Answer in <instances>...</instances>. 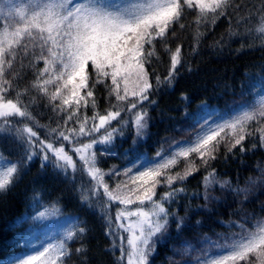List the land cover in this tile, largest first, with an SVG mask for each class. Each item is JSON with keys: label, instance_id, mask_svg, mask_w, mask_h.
Returning <instances> with one entry per match:
<instances>
[{"label": "snow or ice", "instance_id": "1", "mask_svg": "<svg viewBox=\"0 0 264 264\" xmlns=\"http://www.w3.org/2000/svg\"><path fill=\"white\" fill-rule=\"evenodd\" d=\"M241 7L236 0H0V133L10 135L23 149L16 160L0 153V194L10 190L36 159L41 169L51 167L73 184L78 175L86 176L88 180H82L76 190L83 206L94 210L99 206L105 235L110 238L106 251L113 254L114 264H151L170 221L175 220L177 232L187 226L184 217L170 210L182 195L205 202L219 199L210 195L219 185L242 195L240 204L246 202L251 186L264 184V168L258 165L261 175L248 178L250 187H233L230 180L219 179L211 165L221 144L230 143L228 154L237 147L244 153L248 149L243 142L258 135L259 147L264 148V93L227 118L197 121L191 140L173 139L154 158L135 154L148 128V107L157 103L151 97L174 87L180 68L187 64L183 45L170 47V39L177 37L175 26L181 31L193 29V54L207 34L201 28L211 30L221 18L229 21L227 40L222 34L211 47L222 48L235 37H252L264 45V0L244 15L239 14ZM189 11L195 16L185 24L182 20ZM241 25L243 33L236 30ZM158 43L169 61L163 76L154 68L149 71L153 61L163 63ZM26 70L34 79L21 87ZM98 86L107 92L109 107L103 113L95 94ZM32 92L47 101L45 107L54 114L55 127L52 118L41 124L31 111L38 103ZM182 99L189 98L182 94ZM128 128L135 133L132 147L117 153L115 141ZM65 144L71 147L66 150ZM256 147L252 145L253 150ZM129 154L130 167L113 166L107 171L99 167L101 157ZM181 163L185 167L177 171ZM201 168L205 171L203 191L189 194L183 185ZM105 177L124 179L110 187ZM158 188L166 191L158 194ZM117 204L122 207L113 215ZM49 211L59 209L54 204L37 216ZM227 224L238 231L219 233L215 240L205 236L204 247L192 261L175 264H264V217L252 220L246 215ZM87 232L85 222L75 218L59 238L39 242V246L21 237L12 246L24 251L14 259L18 264H66L75 253L82 257L81 264H87L88 249L83 243ZM77 241L80 246L73 249L71 244ZM192 250L194 246L188 244L178 254Z\"/></svg>", "mask_w": 264, "mask_h": 264}, {"label": "trees", "instance_id": "2", "mask_svg": "<svg viewBox=\"0 0 264 264\" xmlns=\"http://www.w3.org/2000/svg\"><path fill=\"white\" fill-rule=\"evenodd\" d=\"M236 3L242 5L239 14L244 15L247 9L254 10L260 4V0H236ZM194 16L195 12L189 11L182 22L188 24ZM255 20L256 17H252L253 23ZM232 23L235 27L234 16ZM228 28L229 21L225 18L218 20L211 30L201 28V31L207 34L202 39L198 52L193 54V29L186 28L181 31L178 25L175 26L177 37L170 39V47L174 49L181 43L187 64L180 68V75L174 87H165L152 96L151 98L157 101L154 106L145 105L148 107L150 119L146 134L136 145V155L154 158L157 151L162 146L167 147L173 139L191 140L192 133L198 127L197 121L203 123L205 118L230 116L235 109L252 103L259 94L264 93V45L259 39L253 41L252 37H235L228 40L222 48L210 46L222 34H225L227 40ZM236 30L243 33L244 26L241 25ZM169 35L171 37V34ZM157 49L163 63L153 61L149 71L154 68L163 76L167 72L168 56L161 50L159 43ZM39 66H43L42 62ZM188 67L192 70L188 71ZM32 79H34L32 72L26 70L25 79L20 82L21 87ZM95 94L99 109L103 113L104 109L109 107L107 92L103 86H98ZM182 94L189 98L188 101L182 99ZM31 95L37 96L38 100L37 105L31 109L37 120L41 124H48L52 118L51 123L55 127L54 114L45 107L47 101L40 99L36 92H32ZM88 115H91V109L88 110ZM125 118H128V115H125ZM134 136L131 128L126 129L124 137L116 139L114 150L123 154L125 149L132 147ZM243 144L248 151L241 153L237 147L231 154L227 153L230 143L221 144L217 159L211 165L216 169L218 178L230 180L233 187L237 185L250 187L247 183L248 178L261 175L258 165L264 168V148L259 147L258 135L255 138H247ZM253 144H257L254 150ZM70 147L65 144L66 150ZM99 151L97 148L98 155ZM0 153L10 160H16L23 154V149L10 135L0 133ZM74 159L77 158L74 156ZM131 159L132 154L104 156L101 157L99 167L105 171L113 166L123 169L131 166ZM184 167L185 165L181 163L176 170L181 171ZM204 175L205 171L201 168L188 178L183 186L189 194L203 191L201 181ZM105 179L110 187H115V184L124 178ZM82 180L86 182L88 178L78 175L76 183L73 184L54 173L51 167L41 169L40 161L36 159L10 190L0 194V264H18L14 257L24 249L12 246L16 239L22 237L24 241L39 246V242L59 238L75 218L84 221L88 228L83 240L88 249L87 264H114L113 254L106 251L110 245V238L105 235L106 225L99 206L94 210L80 202L76 188ZM157 191L159 194L166 189L158 188ZM210 195L219 199L205 202L200 198L182 195L170 206V210H176L179 216L185 218L187 226L177 232L175 220L170 221L168 231L160 236L156 244V253L150 258L151 264L192 261L198 250L204 247L202 240L205 236L215 240L219 233L238 231L235 228L229 229L228 221H241L246 215H250L252 220L264 217V184L260 182L251 186L247 201L243 204L239 203L244 199L242 195L236 196L227 189H221L219 185L210 190ZM54 204L59 211H49L44 217L37 216L39 211L45 208L52 209ZM117 207L122 206L114 205L113 215ZM197 221H200V224H197ZM188 244L193 245L194 250L186 255L178 254L182 253ZM79 246L80 241L71 244L73 249ZM115 255L118 256L119 251ZM81 259L82 257L74 253L66 264H81Z\"/></svg>", "mask_w": 264, "mask_h": 264}, {"label": "rangeland", "instance_id": "3", "mask_svg": "<svg viewBox=\"0 0 264 264\" xmlns=\"http://www.w3.org/2000/svg\"><path fill=\"white\" fill-rule=\"evenodd\" d=\"M15 2H16V3H20L21 0H15ZM227 117H229V116H226V117H223V118H227ZM217 119H218V118H217Z\"/></svg>", "mask_w": 264, "mask_h": 264}]
</instances>
